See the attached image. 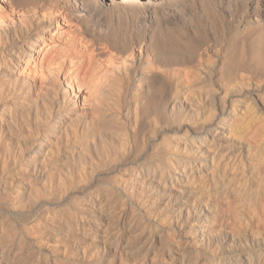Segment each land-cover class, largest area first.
Here are the masks:
<instances>
[{
  "label": "rangeland",
  "instance_id": "1",
  "mask_svg": "<svg viewBox=\"0 0 264 264\" xmlns=\"http://www.w3.org/2000/svg\"><path fill=\"white\" fill-rule=\"evenodd\" d=\"M17 32L5 39L15 47ZM66 36L61 20L53 24L37 44L43 51L12 57L6 81L22 90L0 86V264H207L216 243L197 250L198 197L185 180L197 164L201 119L239 73L201 74L188 89L148 82L146 107L135 90L142 61L122 71L101 59L81 75L89 91L76 89L64 62L48 68ZM62 86L71 95L64 104ZM98 124L108 131L93 136Z\"/></svg>",
  "mask_w": 264,
  "mask_h": 264
},
{
  "label": "bare ground",
  "instance_id": "2",
  "mask_svg": "<svg viewBox=\"0 0 264 264\" xmlns=\"http://www.w3.org/2000/svg\"><path fill=\"white\" fill-rule=\"evenodd\" d=\"M1 3L9 14L0 6L1 88L8 82L6 76L14 54L22 51L32 56L35 50L43 51L46 45L37 44L60 20L67 33L62 47L49 60L51 54L47 56L45 51L41 61L47 59L48 68L50 61H54L51 65L59 61L55 72L65 63L75 74L78 91L82 87L90 90L93 83L90 87V81H84L85 75L98 68L101 59L116 63L122 71L142 61L145 75L138 79L135 90L143 95L148 82L160 85L169 79L177 80L188 89L201 74L211 77L217 72L224 78L230 72L239 73L233 83L222 86L224 89L213 96L219 104L217 108L207 104L211 108L201 119L200 135L192 148L197 164L193 176H187L185 187L193 182L191 186L198 197V252L216 243L212 245L215 248H209L212 260L207 264H264V0H0ZM15 31L20 33L17 38L15 35L21 43L17 47L5 40ZM60 91L64 104L71 95L64 86ZM234 92L237 95H232ZM147 97L138 96V105L149 107ZM105 132L98 124L92 135L102 136Z\"/></svg>",
  "mask_w": 264,
  "mask_h": 264
}]
</instances>
